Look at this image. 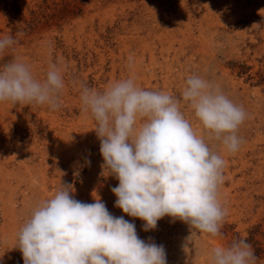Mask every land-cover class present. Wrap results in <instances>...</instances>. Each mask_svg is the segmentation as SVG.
<instances>
[{"label": "rangeland", "instance_id": "1", "mask_svg": "<svg viewBox=\"0 0 264 264\" xmlns=\"http://www.w3.org/2000/svg\"><path fill=\"white\" fill-rule=\"evenodd\" d=\"M7 36L16 42L0 53V70L19 60L42 81L54 63L65 87L57 112L0 102V264H24L19 231L63 185L81 202L99 197L113 216L135 224L140 239L163 245L166 264H211L214 247L239 239L252 246L256 264H264V0H0V39ZM191 75L247 113L237 132L240 148L231 153L180 104L197 134L226 161L219 199L227 215L215 237L168 216L145 231L144 221L115 206L111 189L119 181L104 167L95 121L80 100L81 86L104 91L129 77L144 90L180 98Z\"/></svg>", "mask_w": 264, "mask_h": 264}, {"label": "clouds", "instance_id": "2", "mask_svg": "<svg viewBox=\"0 0 264 264\" xmlns=\"http://www.w3.org/2000/svg\"><path fill=\"white\" fill-rule=\"evenodd\" d=\"M15 42L11 36L0 39V53ZM64 87L62 69L54 63L42 81L19 60L0 70V102L35 103L55 111ZM80 100L95 121L104 167L119 181L111 189L116 207L144 221L145 231L168 216L199 233L221 235L227 209L219 186L226 161L197 134L180 104L193 109L208 136L231 153L242 142L237 135L247 117L242 106L198 75L187 78L180 98L144 90L129 77L104 91L81 86ZM71 192L63 185L20 229L24 264H166L163 245L140 239L134 223L113 216L99 198L85 203ZM256 259L244 239L210 253L211 264H256Z\"/></svg>", "mask_w": 264, "mask_h": 264}, {"label": "bare ground", "instance_id": "3", "mask_svg": "<svg viewBox=\"0 0 264 264\" xmlns=\"http://www.w3.org/2000/svg\"><path fill=\"white\" fill-rule=\"evenodd\" d=\"M225 3H226V2H225ZM80 4H81V3H80ZM222 5H223V4H222ZM149 8H150V7H149ZM223 10H224V9H223ZM87 16H88V15H87ZM197 19H198V18H197ZM63 26H64V25H63ZM204 27H205V26H204ZM197 28H198V27H197ZM126 36H127V35H126ZM45 40H46V39H45ZM17 41H18V40H17ZM170 42H171V41H170ZM180 42H181V41H180ZM199 42H200V41H199ZM44 45H45V44H44ZM15 46H16V45H15ZM110 53H111V52H110ZM154 53H155V52H154ZM45 56H46V55H45ZM112 56H113V55H112ZM43 57H44V56H43ZM118 57H119V55H118ZM139 58H140V57H139ZM45 61H46V60H45ZM139 61H140V60H139ZM145 68H146V67H145ZM140 70H141V69H140ZM176 72H177V71H176ZM142 80H143V79H142ZM107 82H108V81H107ZM1 106H2V105L0 104V108H2ZM31 106H33V105H31ZM25 108H26V107H25ZM30 108H31V107H30ZM67 108H68V107H67ZM69 109H70V108H69ZM55 111L57 112V110H55ZM30 112H31V111H30ZM56 112H55V113H56ZM29 114H30V113H29ZM31 115H32V114H31ZM80 116H81V115H80ZM70 120H71V119H70ZM86 120H87V119H86ZM262 120H264V119H262ZM58 122H59V121H58ZM62 123H63V122H62ZM71 123H72V122H71ZM56 124H57V123H56ZM58 125H59V124H58ZM76 125H78V124H76ZM88 125H89V124H88ZM2 126H3V125H2ZM54 126H55V125H54ZM80 126H81V125H80ZM91 126L94 127V124H92ZM78 127H79V125H78ZM92 127H91V128H92ZM52 128H53V127H52ZM70 128H71V127H70ZM75 128H76V127H75ZM80 128H81V127H80ZM94 128H95V127H94ZM56 129H57V128H56ZM48 130H49V129H48ZM48 130H47V131H48ZM70 130H71V129H70ZM59 131H60V130H59ZM54 132H55V131H54ZM89 132H90V131H89ZM57 133H58V132H57ZM71 133H72V132H71ZM71 133H70V134H71ZM76 133H77V132H76ZM66 134H67V133H66ZM78 134H79V133H78ZM81 134H82V133H81ZM56 135H57V134H56ZM59 135H60V133H59ZM61 135H62V134H61ZM63 135H64V134H63ZM57 136H58V135H57ZM83 137H84V136H83ZM10 138H11V137H10ZM53 138H54V137H53ZM70 138H71V137H70ZM76 138H77V137H76ZM4 139H5V138H4ZM56 139H57V138H56ZM64 139H65V138H64ZM213 139H214V138H213ZM7 140H8V139H7ZM10 140H11V139H10ZM1 142H2V140L0 139V144H1ZM14 142H15V141H14ZM14 142H13V143H14ZM55 142H56V141H55ZM71 142H72V141H71ZM4 143H5V147H6L7 149H9V147H10L11 145L8 144L7 142H4ZM72 143H73V142H72ZM13 146H14V145H13ZM49 146H50V145H49ZM60 147H61V146H60ZM66 147H67V146H66ZM4 149H5V148H4ZM4 149H2V150H4ZM7 149H6V150H7ZM4 151H5V150H4ZM223 154H224V153H223ZM224 157H225V156H224ZM3 159H4V158H3ZM23 159H24V158H23ZM261 162H262V161H261ZM42 163H43V162H42ZM42 163H41V164H42ZM46 164H47V162H46ZM43 165H44V164H43ZM45 166H46V165H45ZM19 167H20V166H19ZM46 167H47V166H46ZM21 168H22V167H21ZM32 168L34 169V167H32ZM43 168H44V167H43ZM241 168H242V167H241ZM44 169H45V168H44ZM52 169H53V168H52ZM23 170H24V169H23ZM45 170H46V169H45ZM45 170H44V171H45ZM25 171H27V175H28V177H29V179H30V178L32 177V172H31L30 169H28V168H26ZM41 172H42V171H41ZM16 173H17V172H16ZM7 174H8V175H12V174H14V173H12V174H11V173H7ZM23 175H24V174H23ZM42 175H43V174H42ZM6 176H7V175H5V177L2 178V183H3V181L6 182V180H7V179H5ZM44 176H45V175H44ZM44 176H43V177H44ZM7 177H8V176H7ZM26 177H27V176H26ZM4 179H5V180H4ZM45 180H46V179H45ZM31 181H32V180H31ZM38 181H39V180H38ZM40 181H41V180H40ZM46 181H48V179H47ZM5 182H4V183H5ZM41 183H42V182H41ZM21 184H22V183H21ZM4 185H5V184H4ZM6 185H7V184H6ZM80 186H81V185H80ZM80 186H79V187H80ZM4 188H5V187H4ZM100 189H101V188H100ZM106 190H107V189H106ZM87 191H88V190H87ZM87 191H86V192H87ZM107 191H108V190H107ZM94 193H95V192H94ZM237 193H238V192H237ZM44 194H45V193H44ZM106 194H108V192H107ZM40 197H41V196H40ZM42 197H43V196H42ZM44 197H45V196H44ZM88 197H89V196H88ZM91 197H92V196H91ZM98 198H99V197H98ZM100 198H101V197H100ZM103 198H104V197H103ZM89 199H90V198H89ZM88 201H89V200H88ZM93 202H94V201H93ZM102 202H103V201H102ZM112 210H113V209H112ZM234 213H236V212H234ZM133 220H134V219H133ZM12 222H13V221H12ZM139 223H140V222H139ZM137 225H138V224H137ZM141 225H142V224H141ZM232 225H233V224H232ZM14 234H15V233H14Z\"/></svg>", "mask_w": 264, "mask_h": 264}]
</instances>
